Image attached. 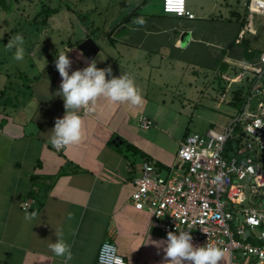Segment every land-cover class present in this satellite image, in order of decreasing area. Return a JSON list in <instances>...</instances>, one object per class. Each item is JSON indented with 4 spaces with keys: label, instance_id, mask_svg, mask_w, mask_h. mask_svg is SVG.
I'll return each instance as SVG.
<instances>
[{
    "label": "crops",
    "instance_id": "obj_1",
    "mask_svg": "<svg viewBox=\"0 0 264 264\" xmlns=\"http://www.w3.org/2000/svg\"><path fill=\"white\" fill-rule=\"evenodd\" d=\"M28 1L32 13L34 4ZM188 1L193 19L165 14L163 9L148 13L142 2L132 5L135 9L114 26L102 25L101 34L111 47H123L119 60L108 61L105 67L111 66L114 76L128 74L143 103L113 104L101 97L92 112L77 110L83 121L82 139L59 152L48 134L65 111L62 99L54 95L61 82L55 67L0 68V264H65L48 246L58 229L71 247L68 264H96L106 241L113 242L129 264H164L162 246L154 242L166 239L165 235L151 227L148 212L136 211L131 203L142 160L148 158L166 171L183 141L173 139L172 148L164 137L169 132L157 128L165 117L164 107L174 105L176 99L180 104L179 97L193 89L201 99L206 88L217 87L221 95L230 88L231 96L244 87V82L229 76H236L246 63L240 48L230 50L225 0H200L209 3L200 5L198 13ZM15 3L20 16L36 25L39 13H21L20 0ZM62 9L66 12L60 22L69 24L66 16L71 9L60 6L43 27V36L54 33L55 17ZM71 29L70 24L67 32ZM84 35L63 45L62 51L73 61L72 70L87 66L78 56V46L86 39H92L101 52L90 31L85 29ZM121 61L124 67L117 66ZM141 118L153 126L142 129ZM32 213L34 218L26 220L25 215ZM220 264H230L228 257L223 256Z\"/></svg>",
    "mask_w": 264,
    "mask_h": 264
},
{
    "label": "built area",
    "instance_id": "obj_2",
    "mask_svg": "<svg viewBox=\"0 0 264 264\" xmlns=\"http://www.w3.org/2000/svg\"><path fill=\"white\" fill-rule=\"evenodd\" d=\"M187 1L163 0V12L193 19ZM259 3L264 0H251L249 11ZM258 65L241 66L233 79L244 82L248 96L230 123L185 137L166 171L143 159L131 196L134 209L148 212L151 227L165 237L188 231L194 245L219 248L230 264H264V127L248 130L255 120H264V53ZM139 126L147 130L153 123L141 118ZM238 138L242 143L227 151ZM96 264L129 263L106 241Z\"/></svg>",
    "mask_w": 264,
    "mask_h": 264
},
{
    "label": "rangeland",
    "instance_id": "obj_3",
    "mask_svg": "<svg viewBox=\"0 0 264 264\" xmlns=\"http://www.w3.org/2000/svg\"><path fill=\"white\" fill-rule=\"evenodd\" d=\"M162 1L32 0L34 5H30L33 10L31 13L29 6H27L30 1L20 0V6H22L20 12L22 13L25 10L28 15L39 13L42 7H49L50 5H53L51 6L52 8L57 9L60 6L71 9L70 14L66 16V20L69 22L68 25L71 24L72 26L71 32H67V24L60 22L63 20L64 12H66L62 9V12L55 17L57 25H54V33L48 31V35L43 36V27L26 21L17 12L16 6L18 2L15 3V0H0V3L3 2L0 4V68L5 70V67H7V70H12V67H55V58L60 52H63L62 48L68 46V43L76 42L84 37L85 29L90 31V34L93 35L94 40L98 41L101 48V52L95 60L97 67H105L108 61L116 62L115 59H118L117 54L122 55L123 53V47L120 46L121 49L119 46L115 49L111 47V44L104 37L106 35L101 34L102 25L108 28L114 26L116 22H119L130 10H134L135 6L142 4V2L146 6L148 5L146 9L148 13L159 14L162 11ZM228 1L230 5L228 17L232 18L229 13L233 10L238 11L241 15L243 14L242 5L245 0ZM188 2L195 13H198L200 5L205 4L207 6V3H209V1L200 0H189ZM224 5L222 4L223 7H225ZM88 22H93L94 25ZM51 27L53 28V26ZM35 28H39V30L35 31ZM227 28L229 40L232 43L239 29L234 19ZM97 29L100 31H94ZM92 30L94 32L91 33ZM17 34H21L24 38L25 55L24 60L20 62L13 59L15 48L7 46ZM241 39L247 41L253 51L264 53V4H257L256 8L250 11L248 25L243 31ZM38 43L39 45H37ZM34 47L35 49L32 50L31 48ZM121 63L117 66L124 67L123 61ZM229 76L235 77V75ZM201 90L198 89V91ZM203 93L204 96L200 99L199 95H195V89H193L188 96L179 97L180 104H178L176 99L174 105H165V117L160 119L162 121L158 122L157 128H163L169 132V135L164 137L166 138L165 140L170 141V147L173 148L174 146L173 139L175 142H180L185 135H202L209 128L221 129L230 123L231 116L236 113L235 109L228 104L230 101V88L227 89L225 95L219 94L217 87L206 88ZM149 106H152V104L150 103ZM155 107L158 108V105L156 104ZM178 111L180 114H177ZM261 166L264 168V161L261 162Z\"/></svg>",
    "mask_w": 264,
    "mask_h": 264
},
{
    "label": "clouds",
    "instance_id": "obj_4",
    "mask_svg": "<svg viewBox=\"0 0 264 264\" xmlns=\"http://www.w3.org/2000/svg\"><path fill=\"white\" fill-rule=\"evenodd\" d=\"M138 23H143L142 20ZM7 46L15 48L13 59L17 62L24 60V38L17 34ZM79 58L86 63V67L72 70L73 61L67 53L60 52L55 58V69L61 82L54 95L63 101L64 115L54 121L50 130L49 142L56 149H63L69 145L79 144L82 139L83 121L77 110L93 111V106L101 97L110 103H128L131 106H140L143 97L134 80L128 74L114 76L111 66L98 68L95 60H89L84 54L78 53ZM46 63V62H45ZM264 127V120L254 121V127L249 132ZM36 214H26L30 220ZM55 241L49 242V249L54 257H63L65 264L72 259L71 247L64 238L62 230L54 233ZM162 246L164 264H220L223 252L214 246L193 244V237L188 231L168 232L166 239L154 242Z\"/></svg>",
    "mask_w": 264,
    "mask_h": 264
},
{
    "label": "trees",
    "instance_id": "obj_5",
    "mask_svg": "<svg viewBox=\"0 0 264 264\" xmlns=\"http://www.w3.org/2000/svg\"><path fill=\"white\" fill-rule=\"evenodd\" d=\"M227 1L228 0H225L226 5L229 8L230 5L228 4ZM250 1L251 0H245V3L242 6V8H243V14L242 15L238 11L233 10L229 13V15L232 18L228 17V19L226 20L228 23H231L234 19L236 24L238 25V28H239L235 39L232 40V43L230 44V50L233 48H240L242 50V61H244L247 65L251 64V65L259 66L258 60H259V57L262 53H258L256 51H253L251 49L250 45L248 44V42L241 39L243 31L247 28V25H248V16L250 13V11H249ZM57 12H58L57 9H51L49 7H42L41 11L37 15V19H36L37 25H40L41 27L46 26L49 18L52 17L53 15H55ZM109 35L110 34L107 33V38H109ZM229 67H230V65H229ZM246 91H247V87H245V86L233 90V92L230 96V101L228 104L231 107H233L236 111H239L241 109L242 105L245 103L246 98L248 96ZM187 136L188 135H185V137H187ZM239 139L240 138H238V140L236 142H229L227 145V151H231L232 147L234 145H237V144L240 145L242 143V140L241 139L239 140ZM126 147L131 148L134 152L138 151L136 148H134L131 145H126ZM147 160H149V159L147 158ZM260 161L261 162L264 161V153L261 155Z\"/></svg>",
    "mask_w": 264,
    "mask_h": 264
},
{
    "label": "water",
    "instance_id": "obj_6",
    "mask_svg": "<svg viewBox=\"0 0 264 264\" xmlns=\"http://www.w3.org/2000/svg\"><path fill=\"white\" fill-rule=\"evenodd\" d=\"M78 49L89 60H93L95 56L99 53V47L92 39H86L78 46Z\"/></svg>",
    "mask_w": 264,
    "mask_h": 264
}]
</instances>
